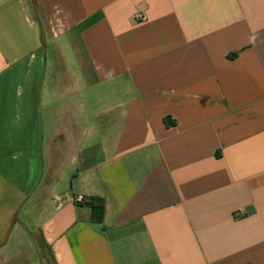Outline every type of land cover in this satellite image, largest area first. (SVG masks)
I'll return each mask as SVG.
<instances>
[{"label": "crops", "instance_id": "crops-1", "mask_svg": "<svg viewBox=\"0 0 264 264\" xmlns=\"http://www.w3.org/2000/svg\"><path fill=\"white\" fill-rule=\"evenodd\" d=\"M0 264H264V0H0Z\"/></svg>", "mask_w": 264, "mask_h": 264}, {"label": "trees", "instance_id": "trees-1", "mask_svg": "<svg viewBox=\"0 0 264 264\" xmlns=\"http://www.w3.org/2000/svg\"><path fill=\"white\" fill-rule=\"evenodd\" d=\"M237 54L231 55V57H235ZM168 119H166L167 122ZM82 206H86L90 208L92 213V222L94 224H102L104 221L105 213H106V205L105 200L102 198H90Z\"/></svg>", "mask_w": 264, "mask_h": 264}, {"label": "built area", "instance_id": "built-area-1", "mask_svg": "<svg viewBox=\"0 0 264 264\" xmlns=\"http://www.w3.org/2000/svg\"><path fill=\"white\" fill-rule=\"evenodd\" d=\"M138 19H144V16H142V15H139L138 16ZM88 200L86 199V198H84L83 196H76L75 198H74V203L75 204H77V205H81V204H84L85 202H87ZM244 210H240V211H238V212H236L235 214H234V217L235 218H239L240 216H242V215H244Z\"/></svg>", "mask_w": 264, "mask_h": 264}]
</instances>
